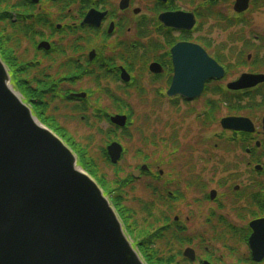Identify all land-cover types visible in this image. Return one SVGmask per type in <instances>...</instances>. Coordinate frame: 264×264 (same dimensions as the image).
Instances as JSON below:
<instances>
[{"label": "flooded vegetation", "instance_id": "af4514ba", "mask_svg": "<svg viewBox=\"0 0 264 264\" xmlns=\"http://www.w3.org/2000/svg\"><path fill=\"white\" fill-rule=\"evenodd\" d=\"M255 4L264 0H0V36L23 56L19 82L34 113L65 104L69 117L88 114L120 133L116 115L133 125L149 101L183 106L192 122L184 134L166 123L164 168L132 170L166 215L171 264H264V24L253 26ZM251 75L261 79L230 87ZM105 97L109 106L99 105ZM224 118L241 120L225 128ZM221 143L230 158L211 163Z\"/></svg>", "mask_w": 264, "mask_h": 264}, {"label": "water", "instance_id": "95a60500", "mask_svg": "<svg viewBox=\"0 0 264 264\" xmlns=\"http://www.w3.org/2000/svg\"><path fill=\"white\" fill-rule=\"evenodd\" d=\"M249 78L261 79L230 87ZM20 96L0 59V264H146L96 181ZM111 122L123 127L126 116ZM106 151L115 163L122 146L112 141Z\"/></svg>", "mask_w": 264, "mask_h": 264}, {"label": "rangeland", "instance_id": "374dc122", "mask_svg": "<svg viewBox=\"0 0 264 264\" xmlns=\"http://www.w3.org/2000/svg\"><path fill=\"white\" fill-rule=\"evenodd\" d=\"M250 13L252 17L254 18L252 19L253 26H256L258 24L259 25L264 24V4L263 6H261L260 4H255L252 7ZM6 68L8 70L7 66ZM236 74H233V75H236ZM101 83L108 86L114 92L116 91L117 93L120 94V89H118V86L115 83L111 81H107V80L106 81L104 80ZM10 84L12 88L16 92L19 93V91L16 88H14V84L17 85L18 83L13 84L12 80H10ZM80 86H84V84H81ZM131 94L132 95H130L129 100L132 99V103H133L135 102L136 93L131 92ZM133 95H135V97H133ZM123 97H127V95L124 94ZM20 98L22 101H24L22 96H20ZM24 103L26 102L24 101ZM149 103H150L149 105L142 104L141 106L142 111L140 112V115H134L136 121L127 130V133L125 132L113 133V135L114 134L118 135V139L121 140V143L120 142L119 143L122 146L126 147V153L123 154V157L121 158L120 161L116 162V163H120L121 165L117 173V176L118 175L125 176L127 174H131L134 166L142 162L153 163L154 165H157L160 168L162 167L164 168L163 163H166L168 148L166 146H163V144L160 142V139H162L163 141V138L166 139L167 137L165 136L166 131H168L166 123L172 122V123H177L180 125L182 124L181 133L184 134L186 132L184 131V129H182L183 123L188 124L192 122L191 120H185V121L183 120V112H184L183 106H181L180 109H177L175 111L174 109H171V108L169 109L168 105H161V104H156V103L152 104L150 101ZM98 104L109 106L110 100L105 97ZM48 105L51 108L53 105H57V103H55V101H52L50 103L49 101ZM69 106L73 108L72 105H69ZM54 109L56 110L54 111V110L49 109V111L46 112V114L44 113L45 118L47 116L50 117L51 116L50 114H52L54 118L53 119L49 118V119L53 120L54 123L56 122L60 126V128L65 127L66 130L68 131L65 134L72 137L74 144L76 145L81 144L82 147L88 148L91 151V153L93 151L94 155L98 157L99 159L98 161L100 163L101 162L100 157L103 159V157L101 156L100 150L102 148L106 149V145L111 141V139L109 138L111 134V131H109V127L111 125L105 120L102 121V120L94 119L92 117L89 118L87 116L88 114L84 117V119L79 118L80 114H76L74 117H69V114H71L70 112L71 110H69L70 108L68 106L66 107L65 104L58 105ZM52 111H54V113ZM226 113H227V110L225 108H222L219 111L218 116H222ZM37 120L42 125H44L39 119ZM192 127L194 130L196 127L195 124H193ZM193 130H192V133H193ZM181 133L179 130V134ZM187 137H189V135ZM173 147H176V146L175 145L170 146V148H173ZM225 149L226 147L223 144L221 145V147L218 146L213 152V155H215V157H214L213 162L211 163H215V162L216 163H227L230 158V153L227 151V149L226 150ZM73 154L76 156L74 152ZM99 154H100V157H99ZM141 154L145 155L143 159H140L141 157L139 158ZM180 154L181 153H177L176 156ZM76 159H77V156H76ZM103 172L106 174L107 178L115 177L113 168L109 166H105ZM142 181H144L145 183L139 184L138 182H134L132 183L131 186L127 188L126 190L127 192H126V195L124 196L125 198L123 201L124 205L127 208L128 207L130 209L134 208V211H136L139 218L141 216V213H140L141 208H142L141 205L146 208L148 207V205H150V201L152 199L151 192H152V187H153L151 186L152 183L146 182L147 180L143 179ZM126 235L128 238L130 237L128 236L127 233ZM130 241L132 243L131 239ZM160 247L164 248V242L162 245H160ZM134 248L137 250L136 247Z\"/></svg>", "mask_w": 264, "mask_h": 264}, {"label": "trees", "instance_id": "16d2710c", "mask_svg": "<svg viewBox=\"0 0 264 264\" xmlns=\"http://www.w3.org/2000/svg\"><path fill=\"white\" fill-rule=\"evenodd\" d=\"M0 58L8 67L13 79H18V82H16L18 83V86L13 82L14 88L24 96L25 91L19 82L20 73L22 72L21 63L23 56L8 52L7 40L2 36H0ZM39 95L40 94H36L35 98L40 99ZM35 114L44 125L55 132L68 145V147H70L77 156V164L97 182L104 195L108 197L111 205L114 207L117 215L123 223L126 233L133 240V246L137 248L144 262L146 264H171L165 260L164 248L160 247L164 240L163 224L166 215L163 210L158 208L157 204H155L157 200L154 202L151 201L152 205H148L147 208L141 205V216L139 218L136 211H134V208H127L123 203L127 188L134 183L132 175L127 174L125 176H117L121 165L120 163H112L110 161L105 148L100 150L101 156L104 160L99 154L101 159V162L99 163V159L94 155L93 151L91 153L88 148L82 147L81 144H74L72 137L66 135V132L63 133L64 131L60 130L56 122L54 123L53 120L49 118L46 119L38 113ZM128 121L130 122V120ZM129 122L124 128H122V132L127 133V130L131 126V123ZM115 131L117 132V129H115ZM113 133L114 132L112 131L109 138L111 140L120 141L118 135H113ZM125 153L126 149L123 154ZM105 166L113 168L115 177H106V174L103 172Z\"/></svg>", "mask_w": 264, "mask_h": 264}]
</instances>
